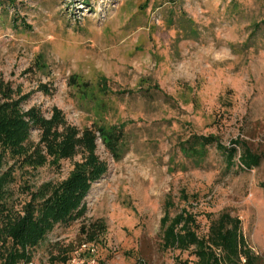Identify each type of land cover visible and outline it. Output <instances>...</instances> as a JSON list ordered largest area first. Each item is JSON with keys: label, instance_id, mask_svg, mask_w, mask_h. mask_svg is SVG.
Segmentation results:
<instances>
[{"label": "rangeland", "instance_id": "rangeland-1", "mask_svg": "<svg viewBox=\"0 0 264 264\" xmlns=\"http://www.w3.org/2000/svg\"><path fill=\"white\" fill-rule=\"evenodd\" d=\"M0 85L22 98L23 111L35 107L48 119L55 108L79 132L124 124L118 160L96 134L105 171L81 216L57 224L33 261L70 255L88 243L80 227L95 221L105 225L90 242L98 264L189 258L160 248L170 197L172 215L183 206L196 213L200 236L208 215L237 216L264 264V0H0ZM194 135H214L226 147L242 141L260 163L240 170L238 150L227 166L215 145L194 155L185 149ZM39 138L33 128L26 147ZM84 156L78 148L58 168L36 169L7 156L0 172L11 171L9 215L21 212L29 191L65 180Z\"/></svg>", "mask_w": 264, "mask_h": 264}, {"label": "trees", "instance_id": "trees-1", "mask_svg": "<svg viewBox=\"0 0 264 264\" xmlns=\"http://www.w3.org/2000/svg\"><path fill=\"white\" fill-rule=\"evenodd\" d=\"M23 26L28 29L25 23ZM99 88L106 93L104 82L99 83ZM12 94L8 85H0V169L7 156L21 160L23 165L33 169L46 163L58 168L59 162L72 159L78 148L85 156L81 162L74 164L68 176L59 184L47 182L29 191V201L13 218L9 215L6 202L11 171L0 172V264H21L32 260V250L44 241L57 224L68 223L81 216L82 200L91 184L105 171L104 163L95 155L96 134L105 149L118 160L122 155L124 129L121 123L85 128L79 132L75 127L68 126L64 116L55 108L48 119L35 107L23 111L22 98L14 99ZM33 128L39 130L40 138L36 147L29 149L26 143ZM188 144L185 149L194 155H200L208 145H215L223 153L227 166L234 164L233 160L241 150L238 162L242 171H248L260 163V155L253 153L239 140H232L226 147L214 135H194ZM261 186L264 188V182ZM188 198L186 192L181 191L180 199L188 203ZM173 206L172 199L168 197L160 219V248L163 252H188L191 257L181 259L176 256L175 264H262L261 258L243 235L240 219L228 210H223L215 218L208 215V231L200 236L196 213L183 206L172 215ZM104 230L105 225L101 221L80 227L81 235L88 243ZM72 255L67 250L58 251L50 262L68 264Z\"/></svg>", "mask_w": 264, "mask_h": 264}, {"label": "built area", "instance_id": "built-area-1", "mask_svg": "<svg viewBox=\"0 0 264 264\" xmlns=\"http://www.w3.org/2000/svg\"><path fill=\"white\" fill-rule=\"evenodd\" d=\"M21 264H39L33 260L22 262ZM68 264H98L96 249L91 243H82L73 252Z\"/></svg>", "mask_w": 264, "mask_h": 264}]
</instances>
